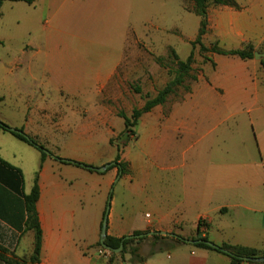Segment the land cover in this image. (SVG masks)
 Here are the masks:
<instances>
[{
    "label": "crops",
    "instance_id": "obj_1",
    "mask_svg": "<svg viewBox=\"0 0 264 264\" xmlns=\"http://www.w3.org/2000/svg\"><path fill=\"white\" fill-rule=\"evenodd\" d=\"M41 1L52 2L53 17H56L57 6L69 0ZM6 2L14 3L4 1L0 16ZM46 38V48L37 43L28 44L29 59L21 61L17 57L4 69L8 84L6 92L0 94V121L9 127L23 129L54 155H49L42 162L41 153L37 157L29 149L32 146L0 129V264H7L5 259L29 256L33 251V245L32 250L24 246L25 236L31 233L26 230L24 195L30 194L37 174L40 194L36 208L43 233L40 264H108L109 258L100 255L98 249L108 203L107 236L122 238L137 231H163L191 240L196 236L201 222V236L217 246L231 244L264 252V141L259 139L252 148L238 143L212 145L202 141L217 128H220L222 135L230 133L223 128L238 117L249 116L251 119L255 115L254 123L255 118L264 121V59L242 60L221 56V65L210 82L193 88L183 104L168 116L170 134L166 145L172 153L166 167L169 173L164 189H161V184L165 177H150L148 170L140 174V165L136 162L131 166L139 174L122 175L123 189L116 195L111 189L118 184L115 180L120 173H110L103 180L89 179L94 174H107L97 171L82 174L73 165L59 163L54 156L69 157L58 154L60 146L78 148L81 131L91 134L96 128L101 129L94 125L74 127L68 123L63 111L66 107L64 99L68 98L73 103L81 100L86 103L82 102L83 108L94 106L99 88L108 84L114 76L121 57L100 63L85 77L70 73V81L63 80L58 85V92L62 95L60 103L48 105L46 77L50 78L49 75L59 65L56 63V50L48 45L51 32L47 33ZM221 38L233 45L232 48L251 40L246 36L235 37L227 33H222ZM263 40L264 35L259 38V43ZM0 42L3 45V39ZM44 51L52 61L45 59L42 63L39 60ZM19 52L25 55L27 51ZM1 65L0 59V70ZM42 71L44 78L39 76ZM90 86L93 91H88ZM219 88L223 93H216ZM89 94L94 96L85 98ZM74 105L76 110L78 107L80 109V106ZM207 123L212 126L209 132L204 128ZM154 125L156 123L152 122V127ZM107 133L104 141L110 144L113 132L109 130ZM65 134L68 141L63 144L62 136ZM194 136H198L199 140L192 141ZM174 140L183 142L173 143ZM85 147L96 149V138L89 137ZM213 149L221 152L205 161V151ZM114 152L117 154V151ZM88 189L98 195L99 207L93 218L86 221L81 210L85 209L83 199ZM249 197L254 198L252 205L246 201ZM143 205L147 207L143 209ZM211 212L220 213L222 219L229 217L241 221L256 218L253 214L261 215L256 218L259 221L254 226L241 224L239 228L230 229L216 223L217 227L213 228ZM189 225L191 231L186 232ZM173 238L156 243L151 239L144 240L138 245L143 263L129 264H222L219 256L224 255L185 242L178 243ZM173 250L176 253L172 255ZM226 258L227 264H231ZM126 259L129 262L130 256L127 255Z\"/></svg>",
    "mask_w": 264,
    "mask_h": 264
},
{
    "label": "rangeland",
    "instance_id": "obj_2",
    "mask_svg": "<svg viewBox=\"0 0 264 264\" xmlns=\"http://www.w3.org/2000/svg\"><path fill=\"white\" fill-rule=\"evenodd\" d=\"M238 5L239 8L210 5L209 26L203 39L204 44L211 47L218 41L220 47L227 50L242 49L252 44L256 52L263 53L261 47L264 40L259 43V38L264 35V0H241ZM52 6L50 1L38 0L34 5L24 2H6L2 7L0 39H3V45H0L2 61L0 94L6 92L8 84L4 70L7 64L17 57L21 61H27L30 57L28 44L37 43L46 48L48 32H51L48 45L56 50L55 56L58 60L56 63L59 65L58 68L56 66L54 73L49 75L50 78L46 77L48 105L60 103L62 95L58 92V85L60 81H70V73L85 77L100 63L115 61L121 57L115 68L114 76L108 84L99 88L94 106L83 108V103H86L81 100L73 103L68 98L64 99L66 107L63 111L67 115L68 123L73 124L74 127L94 125L101 129L96 128L91 134L81 131L78 135L79 147L60 146L58 154L69 156L64 157L66 159L101 168L114 162L116 158L114 147L120 146L123 148L120 162L126 165V174L123 175L139 174V171H135L131 166L132 163L137 162L140 165V174L148 170L150 177L152 175L165 177L161 184V189H164L163 186L167 185L166 177L169 173L166 167H168L172 153L166 145L170 134L167 127L168 116L177 106L183 104L187 96L193 92V88L201 83L210 82L222 61L221 56L210 53L206 54L208 58L206 59L200 54L199 47L193 49L191 42L197 37L200 18L192 12V1L69 0L64 5L57 6L58 15L56 17H53ZM222 33L235 37L246 36L251 40L243 41L238 47L232 48L233 45L222 41ZM172 49L182 60L194 51L193 67L197 81L188 80L186 82L185 85L191 88L190 93L182 87L164 105L143 115L138 125L133 127L130 139H126L122 135L124 120L120 117V113H125L130 117L134 109H141L148 99L155 97L158 91L169 82L172 78L170 71L175 68L170 57ZM20 50L27 52L23 55L19 52ZM158 57L164 58L162 65L157 63L156 58ZM45 59L52 61L46 55V51L40 55L39 60L43 63ZM230 59L235 61L234 58ZM39 76L44 78L43 71ZM136 88H140L141 92L137 93ZM87 89L93 91L92 86ZM216 93L221 94L223 91L219 88L216 89ZM93 96L94 94H89L85 98ZM74 104L80 106V109L78 107L76 110ZM72 109H74L73 112ZM253 117L255 115H252L251 119L249 116L232 119L223 128L230 133L222 135L220 128H217L201 139L212 145L228 142L252 148L253 144H258L259 139L264 141V121L260 122L255 118L256 123H254ZM152 122L156 123L154 127H152ZM204 128L209 132L212 126L207 123ZM109 130L113 132L111 139L114 140V147L111 143L104 141V137H108L107 131ZM58 137L61 138V135ZM62 137L64 144L68 141L67 134ZM89 137L96 138V149L85 147ZM198 140V136L192 138V141ZM177 142L183 141L174 140L173 143ZM29 149L39 157L40 152L37 149L33 147ZM218 152L221 151L207 150L203 158L207 161L209 157L214 158V154L217 155ZM262 160H264L263 157ZM74 167L82 174L89 173L83 168ZM116 172L118 168L103 172L107 176L94 174L95 176H89V179H107L110 173ZM121 176L122 174H119L115 180V183H118L115 184L116 188L111 189V192H115L116 195H119L120 190L123 189ZM97 197L98 195L89 189L84 195L85 209L81 210V215L86 221L93 218V214L99 207ZM246 201L252 205L254 198H246ZM145 207L147 206L143 205L142 208ZM209 215L214 219L213 228L217 227L216 223H221L227 228L234 229L241 227V224L254 226L259 221L256 218L261 214H253L256 218L247 221L233 220L229 217L222 219L223 215L215 212ZM234 217L236 218V214ZM191 228L189 225L186 232L191 231ZM32 245L33 233L29 232L24 238V246L32 250ZM175 253V250L171 252L172 255ZM219 257L222 259L220 260L222 264H227L226 257L221 255Z\"/></svg>",
    "mask_w": 264,
    "mask_h": 264
},
{
    "label": "trees",
    "instance_id": "obj_3",
    "mask_svg": "<svg viewBox=\"0 0 264 264\" xmlns=\"http://www.w3.org/2000/svg\"><path fill=\"white\" fill-rule=\"evenodd\" d=\"M4 1H12V2H25L27 4H33L36 0H0V7ZM192 1V12L200 18V26L198 30L197 37L194 41L191 42L193 49L195 47H199V52L203 55L206 59V54H215L219 56H231V57H238L242 60H252L254 59V54L256 52L254 46L252 44L246 45L242 49H232L227 50L220 47L219 42L216 41L211 47H207L204 42V36L207 34L208 26H209V7L211 4L217 6H228L233 8H239V5L236 0H191ZM1 44V42H0ZM261 52L264 53V42L261 47ZM170 57L172 62L175 64V68L170 71L172 78L169 82L158 91L155 97L148 99L144 106L141 109H134L132 115L129 117L125 113H120V117L124 120V131L122 133L126 139H130L131 135L133 134V127L138 125L140 118L150 113L154 108L164 105L168 99L174 95L180 88L185 87L187 92L190 93L191 88L186 86V82L188 80L197 81V77L194 75V63H195V54L194 51L190 53V55L185 59L182 60L178 54L172 49ZM157 63L163 64L164 58L158 57L156 58ZM135 91L137 93L141 92L140 88H136ZM9 126L0 121V129L4 132H8L15 136L18 140L36 148L42 157V162L49 156L44 150H48L43 144H41L36 139L29 137L23 129H18L19 132H11L7 128ZM111 145L114 144V140H110ZM116 158L115 162L116 165L112 166L108 169L118 168V172L121 174H126V165L121 163V154L123 148L120 146H116ZM53 154V153H52ZM54 155V154H53ZM55 160L64 165H73L79 168H83L89 172H96L91 165H86L77 161H73L70 159L62 158L59 155L54 156ZM5 163V162H4ZM10 168H14L11 165L5 163ZM18 172L21 173L20 170ZM39 185H38V174L35 179L34 186L30 192V194L24 195V205L25 210L27 213V220H26V230L33 232V251L27 258H10L5 259L7 264H40V256L42 250V240H43V233L40 226L39 216L36 208L37 201L39 199ZM104 216L103 219L105 217ZM103 224V223H102ZM202 223H199V227L196 232V236L192 237L191 240H208L207 237H202L200 233V227ZM148 233V232H146ZM140 234H144L143 232L137 231L134 232L132 235L137 236ZM169 236H162V235H153L151 238L143 237V238H130L125 239L123 242L124 237L122 238H115L112 236H107L106 244L113 248L118 249L122 242L124 244L123 250L120 253L112 252V255L109 257L108 264H129V263H143L144 258L139 254L138 245L143 242L144 240L151 239L154 243L162 240V239H169ZM176 242L182 243L185 242L183 237L179 236V238H173ZM195 247L203 248L207 250H211L222 254L229 258L231 264H264V263H256L252 261H244L243 258H257V257H264V252H261L256 249H251L242 246H236L231 244H223L221 246H217L216 248L210 247L205 243H197ZM101 243L98 245V249H101ZM130 256L129 262L126 259V256Z\"/></svg>",
    "mask_w": 264,
    "mask_h": 264
},
{
    "label": "water",
    "instance_id": "obj_4",
    "mask_svg": "<svg viewBox=\"0 0 264 264\" xmlns=\"http://www.w3.org/2000/svg\"><path fill=\"white\" fill-rule=\"evenodd\" d=\"M254 59L256 60H261V59H264V53H260V52H255L254 54ZM9 131L11 132H19L18 129H15V128H12V127H8L7 128ZM48 155L52 156L53 155L48 151V150H44ZM116 165V162H111V163H108L106 165H104L103 167L101 168H93L95 171L99 172V173H103L105 172L106 170H108L110 167L112 166H115ZM120 174H121V171H120ZM109 211H110V203H108V206H107V209H106V213H105V217L103 219V224H102V230H101V239H100V243H101V246L104 248V249H107L109 251H112L114 253H120L122 250H123V247H124V240L125 239H130V238H143V237H151L153 235H162V236H170V237H175V238H179V236H177L176 234H173V233H167V232H163V231H156V232H149V233H144V234H140V235H137V236H134V235H128V236H125L124 239H123V242L121 244V246L118 248V249H113L111 247H109L107 244H106V239H107V229H108V216H109ZM185 243H188V244H192V245H195L197 243H205L207 244L208 246L210 247H214L216 248L217 245L213 244L211 241L209 240H186L184 239ZM244 261L248 262V261H252V262H256V263H264V257H257V258H243Z\"/></svg>",
    "mask_w": 264,
    "mask_h": 264
},
{
    "label": "built area",
    "instance_id": "obj_5",
    "mask_svg": "<svg viewBox=\"0 0 264 264\" xmlns=\"http://www.w3.org/2000/svg\"><path fill=\"white\" fill-rule=\"evenodd\" d=\"M99 254L106 257V258H109L112 255V251H109V250L104 249L102 247L101 249H99Z\"/></svg>",
    "mask_w": 264,
    "mask_h": 264
}]
</instances>
